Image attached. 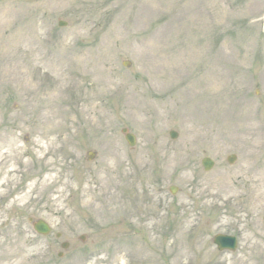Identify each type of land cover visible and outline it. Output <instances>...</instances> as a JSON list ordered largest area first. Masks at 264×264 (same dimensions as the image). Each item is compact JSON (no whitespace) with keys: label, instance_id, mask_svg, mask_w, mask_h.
<instances>
[{"label":"rangeland","instance_id":"374dc122","mask_svg":"<svg viewBox=\"0 0 264 264\" xmlns=\"http://www.w3.org/2000/svg\"><path fill=\"white\" fill-rule=\"evenodd\" d=\"M173 19L203 48L184 122L145 47ZM0 264H264V0H0Z\"/></svg>","mask_w":264,"mask_h":264},{"label":"bare ground","instance_id":"6f19581e","mask_svg":"<svg viewBox=\"0 0 264 264\" xmlns=\"http://www.w3.org/2000/svg\"><path fill=\"white\" fill-rule=\"evenodd\" d=\"M174 24L176 26L168 35L169 40L158 43L155 40L157 33L154 32L146 41L145 47L146 56L149 58L148 65L154 70V73L149 75L156 82L159 90L177 87L173 100L179 102L176 106H172V111L178 115L181 113L179 119L184 122L183 114L190 113L193 119L198 116L200 97H205L204 86L202 87L205 79L200 78L199 75L191 79V71L198 65L203 48L198 36L197 39L192 37L195 34L193 30H188L191 36L189 40H179L182 30L179 28L180 23L175 19L167 23L168 26Z\"/></svg>","mask_w":264,"mask_h":264},{"label":"water","instance_id":"95a60500","mask_svg":"<svg viewBox=\"0 0 264 264\" xmlns=\"http://www.w3.org/2000/svg\"><path fill=\"white\" fill-rule=\"evenodd\" d=\"M64 24L61 23V26H63ZM124 133H127V130H124ZM171 138L175 139L178 136V133L175 131H171L170 132ZM126 139L129 142V144L131 146L135 145V137L132 134H126ZM232 158L230 160V162H232ZM203 165L205 167L206 170H209L212 165L213 162L211 159H204L203 160ZM173 192H175V190H172ZM35 228L43 234H47L50 231L49 226L44 222V221H38L35 224ZM214 243L217 245L219 250H236L237 246H238V241L236 239V237L234 236H228V235H223V234H219L217 236H215L214 238ZM63 247H67V244H64Z\"/></svg>","mask_w":264,"mask_h":264}]
</instances>
